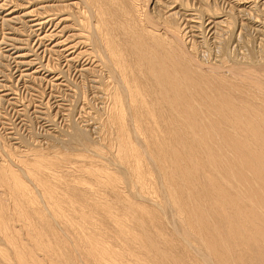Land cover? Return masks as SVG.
<instances>
[{
  "label": "bare ground",
  "instance_id": "6f19581e",
  "mask_svg": "<svg viewBox=\"0 0 264 264\" xmlns=\"http://www.w3.org/2000/svg\"><path fill=\"white\" fill-rule=\"evenodd\" d=\"M3 11L1 106L37 122L19 81L35 107L44 81L75 92L90 80L92 96L82 123L65 108V129L47 112L42 133L20 134L0 112V264H264V0H0ZM245 25L259 53L241 36L235 55ZM68 55L81 86L59 64Z\"/></svg>",
  "mask_w": 264,
  "mask_h": 264
},
{
  "label": "rangeland",
  "instance_id": "374dc122",
  "mask_svg": "<svg viewBox=\"0 0 264 264\" xmlns=\"http://www.w3.org/2000/svg\"><path fill=\"white\" fill-rule=\"evenodd\" d=\"M5 11H3L2 13H0V16H2L3 15V13H4ZM16 26H18V25H16ZM249 26V25H248ZM247 25H245L243 28L244 29H242V31L244 30V31H246V33H247V35H246V33L244 34L243 32H240V33H242V34H244V36L242 35V34H237L236 35V37H234V39L232 40V43H230L229 44V46L230 47H232V48H234V47H236V49L234 48L233 50H234V53H235V55L237 54L236 52L238 51V46H237V44H236V40H237V38H238V40L237 41H239V42H242L240 39V37L242 36V40H243V42H245V45L247 46V42H248V46H247V48L248 47H250L249 45H251V41H250V44H249V41H247L248 40V38H249V40L250 39H252V37H253V35H254V33H256L254 30L252 31V29L250 30L249 29V27H248ZM10 27H4V28H2V31L3 32H5L4 34H6V31L8 32V31H10V29H9ZM52 28H54L53 26L52 27H50V29H52ZM250 30V31H249ZM2 31H0V35H1V33H2V35L0 36V40H2L3 39V32ZM250 32V33H249ZM251 34H253V35H251ZM257 34V33H256ZM256 34L254 35V39H252V40H255L254 41V43H256V46H258L257 45V40H258V38L260 37L258 34H257V37H256ZM248 35H250L249 37H247ZM36 36V35H35ZM33 37L32 39H31V41H30V47H29V49H34V50H36V52L37 53H39V57H37L35 60H36V63L39 61V63H37V64H35V67H37V69H40V72L41 73H44V74H46L47 75V78L49 77L50 78V76L51 75H53V73L52 74H50V72H48V71H46V69H44V65L47 63V58H48V51H45L44 52V50H45V48H46V46H45V48H43V44L44 43H40V41L36 38V37ZM246 36V37H245ZM259 36V37H258ZM244 37V38H243ZM256 37V38H255ZM240 38V39H239ZM247 38V39H246ZM39 41V42H38ZM8 42V43H7ZM34 42V43H33ZM235 42V43H234ZM239 42H237V43H239ZM5 43H7V44H5ZM5 43H2L1 41H0V51H3L4 49L6 50L7 48H10L11 46H9V44L11 43V41H7L6 40V42ZM39 43V44H38ZM47 43V42H46ZM253 42H252V44H254ZM2 44V45H1ZM5 44V45H4ZM235 44H236V46H235ZM244 44V43H243ZM207 46H209L210 47V49L208 48V47H206V46H204V45H202V47H200V46H196L197 48H198V56H200V57H204L205 59L207 58V59H210V58H212L213 57V55L215 54L214 52H212L211 54L209 53L210 51H212L214 48H212V50H211V44H209V43H207L206 44ZM255 45V44H254ZM254 45L252 46L254 49H252V47H250L251 48V50H255V52L256 53H259V52H257L258 51V48L255 46L254 47ZM6 46V47H5ZM9 46V47H8ZM37 46V47H36ZM48 47V46H47ZM200 47V48H199ZM232 48H231V52H233V50H232ZM249 48V49H250ZM256 48V49H255ZM3 49V50H2ZM202 51H201V50ZM206 49V50H205ZM210 51H209V50ZM200 50V51H199ZM215 50V49H214ZM235 50H237L236 52H235ZM207 51V52H206ZM6 52V51H5ZM9 53H11L10 51H8ZM43 52V53H42ZM202 52H204V54L202 53ZM202 53V54H201ZM207 53H209V54H207ZM206 54H207V56H206ZM44 56V57H41V56ZM206 56V57H205ZM67 58H71V55H68V56H65V58H60V63L59 64H61V66H63V69L64 70H68L69 71V75H71L69 78H73L74 79V81H75V79L77 80V82H79L80 83V86L81 85H83V84H81L82 83V80H81V78L79 77V76H77V75H79V67H80V64H77L76 62H73V69L71 68L72 67V64H70V63H72L71 62V60H69V59H67ZM203 58V60H205ZM43 60H44V62H43ZM66 62H65V61ZM46 61V62H45ZM51 61H55L54 59H52ZM70 61V63L68 64V62ZM4 62V61H3ZM40 63H42V64H40ZM65 63V64H64ZM81 63V62H80ZM41 65H42V67H43V71H42V67H41ZM68 65L69 66H71V67H69L68 69H67V67H68ZM40 67V68H39ZM74 67H76V68H74ZM23 68H25L24 66H22L20 69L22 70ZM72 69V71H70L71 69ZM36 69V70H37ZM70 69V70H69ZM74 69H76V70H74ZM13 71V70H12ZM75 71V72H74ZM14 72V71H13ZM58 72V74H59V76L60 75H62L59 71H57ZM72 72H74V74L72 73ZM77 72H78V74H77ZM17 73V74H16ZM15 73V75H19V73L18 72H16ZM49 73V74H48ZM76 74V75H75ZM61 78V77H60ZM62 79V81L61 82H63V84L64 83H66V82H64L63 81V78H61ZM72 79V80H73ZM79 79V80H78ZM81 80V81H80ZM46 81H44V83H45ZM89 82H91L90 80L88 81H86V87L83 85V86H81V87H83V88H81V89H83V90H79V91H77L75 88H74V91L75 92H77V93H75V92H73V87L72 86H69V88L66 86H62V85H60V87L59 88H54L53 86V82H50V83H52V85L49 83H47V85H46V83L44 84V83H42L43 84V86H42V89H44V93H43V97H42V100H43V103L44 104H46L47 105V110H44L42 107H44V104L43 105H39L38 103H37V105H36V107H35V102L37 101L38 102V100H36L37 98H38V96L36 97V95H38L32 88H30V87H32L33 85H31V84H29V83H26L25 82V84H23V82L22 81H19L18 82V87H17V89H18V92H17V94H18V96L19 97H21L22 95V98H21V100L22 101H24V103H28V104H26V106H29L30 108H29V110H30V115H29V118L30 119H32L31 121L32 122H35V120L37 121V122H35V123H33V124H29V122L27 123L26 121H23L22 120V118H19V117H21V116H19L18 114H16V112H14V110H13V108L11 107V105H9V104H7V103H5L4 105H0V112H3V114L4 113H6V114H4L5 116H6V118L5 119H3L2 120V122H3V124L4 125H2L3 127H5V126H7L8 124L7 123H9V122H12V124L14 125V127L17 129V127L19 128L18 129V132L21 134H25V133H27V131L29 132L30 131V128L32 127L33 128V131L35 132H41L42 133V127L40 126V124H44V125H46V123H48V122H46V113L47 112H50L49 114L50 115H52V112H53V117H54V119L56 120L55 121V123L56 122H58L57 123V125H58V128H62V129H65V128H67V126H66V118L64 117V116H66L67 114H68V112H67V110L65 109V108H70V110L72 111V115H73V113H74V111L76 112V113H74L75 115H74V117H75V121L76 120H78L77 122H81L80 120H82V119H79L80 117H82L81 115H84V109H86V110H88L89 108H87L86 106L87 105H85V99H83L84 97H83V94L85 93H87L88 91H89V88L91 87V85H92V82L91 83H89ZM58 83V82H57ZM67 84V83H66ZM91 84V85H90ZM29 85H31V86H29ZM50 85V86H49ZM29 86V87H28ZM47 86V87H46ZM89 86V87H88ZM44 87V88H43ZM53 88V89H52ZM51 89V90H50ZM33 92H32V91ZM80 91H83V92H80ZM21 93V94H20ZM36 93V94H35ZM65 93V94H64ZM83 93V94H82ZM82 94V95H81ZM88 94V98H90L91 96L89 95L90 94V91H89V93H87ZM21 95V96H20ZM30 95V96H29ZM46 96V97H45ZM25 97H27V98H25ZM82 97V98H81ZM31 98V99H30ZM36 98V99H35ZM83 99V100H82ZM36 100V101H35ZM31 101L32 102V104H30L29 102ZM83 101H84V103H83ZM87 101H88V99H87ZM34 102V103H33ZM46 102V103H45ZM55 102H56V104H55ZM96 102V101H95ZM73 103V104H72ZM92 103H94V102H92ZM34 104V105H33ZM49 104V105H48ZM55 104V105H54ZM31 105H33L34 107L32 108V106ZM51 105V107H50V109H49V106ZM60 105H64L63 107L62 106H60ZM97 105H99V104H97ZM6 108H5V107ZM8 106V107H7ZM57 106V107H56ZM82 106V107H81ZM84 106V107H83ZM93 107H92V111H94L95 112V109H97L96 107H98V106H95V103H94V105H92ZM94 106H95V108H94ZM3 107H4V109H3ZM59 107H60V109H59ZM65 110H64V109ZM75 108V109H74ZM82 108H84V109H82ZM94 109V110H93ZM63 110H64V113H63ZM98 110H99V108H98ZM98 110H96V111H98ZM101 110V109H100ZM99 110V111H100ZM5 111H7V112H5ZM60 111V112H59ZM79 111V112H78ZM84 111V112H83ZM33 112V113H32ZM66 112V113H65ZM44 113V114H43ZM58 113H61V114H58ZM97 112H95V114H96ZM9 114V115H8ZM38 114V115H37ZM65 114V115H64ZM45 115V116H44ZM56 115H57V117H56ZM60 115H62L61 117H60ZM64 115V116H63ZM80 115V116H79ZM17 116V117H16ZM31 116V117H30ZM35 116H36V118H35ZM34 117V118H33ZM44 117V118H43ZM63 117H64V119H63ZM73 117V118H74ZM5 121V122H4ZM45 123H44V122ZM40 124H39V123ZM82 122H83V120H82ZM81 122V123H82ZM37 123V124H36ZM24 125V126H23ZM38 125V126H37ZM27 128H26V127ZM39 126H40V128H39ZM28 127H30V128H28ZM27 130H25V129ZM41 129V130H40ZM22 130H25L24 132H21ZM2 131H4V130H2ZM35 132V133H36ZM37 132V133H38ZM28 134V133H27ZM37 135H39V134H37Z\"/></svg>",
  "mask_w": 264,
  "mask_h": 264
}]
</instances>
